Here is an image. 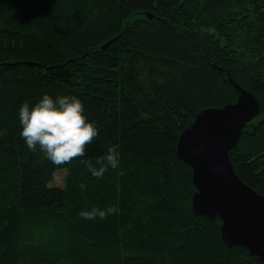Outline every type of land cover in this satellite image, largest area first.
Here are the masks:
<instances>
[{
	"label": "trees",
	"instance_id": "1",
	"mask_svg": "<svg viewBox=\"0 0 264 264\" xmlns=\"http://www.w3.org/2000/svg\"><path fill=\"white\" fill-rule=\"evenodd\" d=\"M225 69L260 106L228 157L264 192V0H0V264H264L190 207L175 153L196 108L235 97ZM44 94L77 96L98 127L60 184L20 136ZM110 145L118 166L93 177ZM93 207L116 212L80 216Z\"/></svg>",
	"mask_w": 264,
	"mask_h": 264
},
{
	"label": "water",
	"instance_id": "2",
	"mask_svg": "<svg viewBox=\"0 0 264 264\" xmlns=\"http://www.w3.org/2000/svg\"><path fill=\"white\" fill-rule=\"evenodd\" d=\"M225 72L236 89L235 97L196 108L190 121L178 130L175 153L190 163L194 185L189 195L190 207L206 217L216 213L223 242H238L264 259V192L235 172L227 151L237 141L241 126L260 106L251 90L237 82L228 70ZM263 116L264 111L255 124Z\"/></svg>",
	"mask_w": 264,
	"mask_h": 264
},
{
	"label": "clouds",
	"instance_id": "3",
	"mask_svg": "<svg viewBox=\"0 0 264 264\" xmlns=\"http://www.w3.org/2000/svg\"><path fill=\"white\" fill-rule=\"evenodd\" d=\"M19 123L22 126L20 136L24 139L31 152L37 149L53 164L60 166L83 157L86 147L98 136L95 121H89L84 114L82 101L75 95H61L53 98L48 94L34 104L24 102L19 108ZM100 164L96 168L91 161H86L88 171L93 177H102L107 166H118V152L114 145H110L107 152L97 159ZM67 171V170H65ZM81 188L85 186L80 185ZM116 209L106 210L93 207L88 211H81L84 219L93 220L97 217L104 219L106 215L114 214Z\"/></svg>",
	"mask_w": 264,
	"mask_h": 264
},
{
	"label": "rangeland",
	"instance_id": "4",
	"mask_svg": "<svg viewBox=\"0 0 264 264\" xmlns=\"http://www.w3.org/2000/svg\"><path fill=\"white\" fill-rule=\"evenodd\" d=\"M52 170L53 171H52L51 177L49 178L48 181L60 184L63 181L62 179L65 173L64 167L60 165V166L54 167Z\"/></svg>",
	"mask_w": 264,
	"mask_h": 264
}]
</instances>
